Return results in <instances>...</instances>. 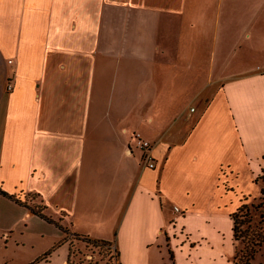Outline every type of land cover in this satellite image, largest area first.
<instances>
[{
    "label": "crops",
    "instance_id": "obj_1",
    "mask_svg": "<svg viewBox=\"0 0 264 264\" xmlns=\"http://www.w3.org/2000/svg\"><path fill=\"white\" fill-rule=\"evenodd\" d=\"M184 2L0 0V188L40 195L48 215L67 224L79 208L115 206L109 239L121 264H152L161 237L176 264H226L221 209L236 192L234 168L257 186L264 170V63L219 79L202 109L198 90L190 102L201 110L184 105L177 122L145 115L151 95L168 94L165 80L150 77L152 62L177 64L185 45ZM263 11L248 27L263 33L253 42L264 50ZM146 118L154 136L142 135ZM135 133L151 141L156 165L139 166L122 189L116 180L127 166L121 172L117 162L140 153L142 163ZM103 161L113 164L111 201ZM240 201L227 214L232 233ZM0 202L24 205L1 193ZM26 216L39 217L29 208Z\"/></svg>",
    "mask_w": 264,
    "mask_h": 264
},
{
    "label": "rangeland",
    "instance_id": "obj_2",
    "mask_svg": "<svg viewBox=\"0 0 264 264\" xmlns=\"http://www.w3.org/2000/svg\"><path fill=\"white\" fill-rule=\"evenodd\" d=\"M183 36L185 45L180 50L177 64L152 62L150 66V77L152 80L168 83L166 95L153 96L149 111L145 115L155 116L156 122L163 123L168 119L178 121L180 114L177 110L189 104L188 108L196 111L205 107L209 94L219 86V79L237 73L246 67H251L264 63V50L255 48L253 39L262 36L256 32L257 29L248 26L256 21L260 24L261 18L256 17L261 10H264V0H185ZM264 12V11H263ZM258 18V19H257ZM263 24V23H262ZM251 33V39L247 33ZM163 63V64H162ZM138 69L135 68V73ZM199 90L204 92L197 104H191L192 95ZM172 91V92H170ZM146 108V104L140 105ZM200 109V110H201ZM191 112V111H190ZM154 125V126H155ZM154 126L148 122L142 123L140 130L143 136H154ZM140 133L134 134L135 135ZM141 135V134H140ZM142 139L148 140L144 138ZM136 141V139H135ZM150 143L151 141L148 140ZM153 142V141H152ZM137 147L139 144L137 143ZM152 146V144H151ZM140 148V147H139ZM143 152V151H142ZM136 159L130 162H117L119 170L125 171V176L117 178L116 184L124 189L126 179L136 173L139 166H143L139 161L140 153L135 154ZM176 160L172 163L173 168ZM128 164V165H127ZM113 164L103 161V197L111 201L110 187L114 186L112 179H115L110 172ZM144 167V166H143ZM229 167L223 165L222 172H228ZM238 173L232 178V186L236 192H229L230 201L227 206L221 209L224 225L226 226L223 251L230 253V258H226V264H264V243L257 248L254 257L247 263L244 255L249 246V238L254 237L257 232L264 231V209L254 211L253 220L241 226L248 228L246 238L239 237L234 240L229 222V210H234L236 200L240 203L258 204L264 198L261 188L264 186L263 180H258L253 184L249 178V172L242 166L234 168ZM226 173L222 175L223 181ZM123 174V173H122ZM261 174V173H260ZM226 180V179H225ZM230 186V185H229ZM227 187V186H226ZM107 192V193H106ZM115 193V192H114ZM28 206L46 205L40 197L34 193H28L21 198ZM87 196L85 194L84 200ZM89 201V199H87ZM25 205V204H24ZM10 206L0 202V264H118L116 243L114 244H93L77 238L73 232L89 235L93 238L111 240L110 227L115 206L98 208L86 206L75 211L74 218L67 224L62 218H54L70 230L69 234L59 228L55 223L49 222L40 217L26 216L28 206ZM24 206V207H23ZM47 209V208H46ZM46 209L43 208L45 214ZM207 209V208H206ZM53 218V215L50 214ZM245 236V235H244ZM179 237L181 235L179 234ZM197 237V234H194ZM160 239V238H159ZM222 244V242L220 243ZM171 246L169 241L163 237L151 246L152 264H176L170 254ZM50 252L45 257V253ZM72 252V253H71ZM198 254L203 257V261L209 260L205 249L200 248Z\"/></svg>",
    "mask_w": 264,
    "mask_h": 264
},
{
    "label": "trees",
    "instance_id": "obj_3",
    "mask_svg": "<svg viewBox=\"0 0 264 264\" xmlns=\"http://www.w3.org/2000/svg\"><path fill=\"white\" fill-rule=\"evenodd\" d=\"M258 180H263L264 181V170H262V173L259 174L256 177V181ZM0 193L10 197L14 200H16L19 203L25 204L26 206H28L26 203H24L21 199H19L15 194H11L8 193L7 191L3 190L2 188H0ZM261 193L264 195V186L261 188ZM37 197H39L40 195H36ZM42 201L44 202V200L42 199ZM38 205L36 206H28L29 209L31 210V212H33L34 214L38 215L39 217L55 223L59 228H61L64 233L69 234L70 230L68 227L64 226L63 224H61L60 222H58L57 220H55L54 218H52L51 216L45 214L43 212V208L46 209L47 206L44 204L42 206H39L37 208ZM259 209H264V198L262 199V201L258 204L255 203H247L244 202L242 203L237 209L236 211H234L230 216L232 219V230H233V239L237 240L239 239V237H244L246 238L248 235V228H243L241 226L245 225L246 223H250L253 220V213L254 211H258ZM251 226V223L249 225V227ZM72 234H74L77 238H80L84 241H86L87 243H93L95 245L97 244H114V241L112 242V240H105V239H100V238H93L89 235H84L81 233H76L73 232ZM245 235V236H244ZM169 240V238H167ZM249 248L246 252V254L244 255V257L247 260V263L250 262V260L254 257L255 252L257 251V248L259 246L262 245V243H264V231L263 232H257L256 234H254V237L249 238ZM117 251V256H120V252L119 250L116 248ZM50 252H46L45 253V257H47V254ZM72 253V252H71ZM170 254L172 259H175V252L173 249L170 250ZM72 263L70 260L67 261V264ZM118 264H121V261L119 260Z\"/></svg>",
    "mask_w": 264,
    "mask_h": 264
},
{
    "label": "built area",
    "instance_id": "obj_4",
    "mask_svg": "<svg viewBox=\"0 0 264 264\" xmlns=\"http://www.w3.org/2000/svg\"><path fill=\"white\" fill-rule=\"evenodd\" d=\"M12 86L10 84H8V89H11ZM194 108H192L193 110ZM135 139L137 141V143L139 144L140 149L143 151V163L145 166L149 167V168H154L156 165V161L154 160V157L152 155V151H151V143L148 140H144L142 139L140 134H136L135 135ZM176 210H179V208L175 207Z\"/></svg>",
    "mask_w": 264,
    "mask_h": 264
}]
</instances>
